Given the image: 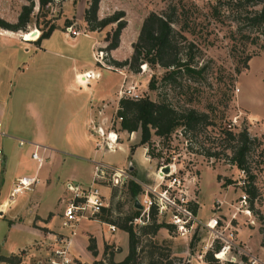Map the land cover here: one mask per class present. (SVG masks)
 <instances>
[{"label":"rangeland","instance_id":"1","mask_svg":"<svg viewBox=\"0 0 264 264\" xmlns=\"http://www.w3.org/2000/svg\"><path fill=\"white\" fill-rule=\"evenodd\" d=\"M102 1L106 14L115 9H124V12L127 13L124 14V18L129 20L128 33L135 29L138 17L143 15L146 10L169 14L172 19L171 25L185 36V39L180 36L177 37L179 44H184L182 50L185 51L189 48L187 42L192 43L190 50L193 53V62L197 67L202 66L203 68L200 73H194L190 76L186 75L184 71H180L176 74L174 81H164L160 79L163 68L158 65L152 67L140 64L138 71L135 72L129 70L126 65L114 67L111 64H106L105 57L110 56L109 51L101 49L100 61L102 63L99 65L106 66L111 70H118L116 73L97 66L95 59L91 58L88 51L85 53L88 59L91 58L92 64L96 66L94 69L97 68L101 72V76L96 81L98 94L103 91V85L113 86V90L116 91L117 84L118 89L121 84H133L140 96H147L150 99H164L177 109L192 107L197 111L204 112L207 116L206 120L209 122L205 125L198 124L194 130L185 132L178 126L165 137L151 134L149 144L143 145L146 150L148 148L149 154L146 150L142 154V148L137 144L139 131L123 132L120 130L119 122H112L117 143L119 142L120 145H117L114 150L96 149L94 140L89 139V142L92 141V149H96L90 151L91 157L101 161H109L112 165L122 167H127L129 164L134 165L135 168L130 169L131 175L142 184L150 185L158 182L159 179L156 176L158 165L162 162L163 164H171L174 166L175 174L183 183V190H185L188 199H191V206L195 208V215L202 222L210 217H216L217 222L213 229L197 224L192 232L180 235L175 226L172 225L167 228H158L152 236L141 235L136 260L139 264H143L146 252L152 249L154 243L159 247V250L169 247L171 254L181 256L189 264H205L202 262L204 251L211 248L215 243H219V249H221L225 243L224 236L232 228L233 239L231 241H234L235 244H231L229 249L224 248L225 252L222 257L217 258L214 252L212 253L213 257L220 264H226L227 261L234 264H253L249 259L252 255L259 259L258 264H264V40L261 34L251 38L253 35L249 31L247 20L243 17L244 8H248L247 5L249 4H241L237 10L239 14H236L235 7L232 5L235 0ZM26 2V0H0V16L8 21H14L20 6ZM107 4H109V9L106 8ZM81 17L82 8L78 0H52L50 4H47V12L44 16L37 12V2L34 0L31 12L32 22L26 26L25 31L18 30L17 32H21L20 36L29 40L28 37L31 34L35 31L39 34L40 29L45 27L44 22L46 20L53 22L57 25L53 35L63 39V44L72 47L73 51L71 52L78 58H82L86 40L89 38L83 33L87 29L85 24L81 26L79 22ZM65 18L71 20L70 24L73 28L83 32L71 36L63 28ZM237 25H240L239 29H236ZM113 26V24L106 25L97 32L98 44H105L103 37ZM65 32L68 37L64 35ZM71 43L73 44L71 45ZM99 48L101 47L95 46L93 53ZM30 51L31 49L28 52ZM130 52L131 42L122 41L115 53L116 58L118 60L127 58ZM28 56L32 57L33 66L24 69V72H30L34 75L38 73V70L33 68L38 55L23 54L24 61ZM54 65V61H47L46 68L52 69ZM48 75L51 79L50 71ZM2 76L5 77V72ZM151 76L156 80L155 87L148 88L147 83ZM91 78L89 79L90 86L95 85V79ZM9 79L11 81L9 80L7 90L14 94L20 85V76H9ZM30 83L32 84V80ZM3 87L4 85L1 84L0 96L3 93ZM10 105L9 120L25 125L28 120L25 117V109L22 106H16L12 101H10ZM112 105L113 103H109V107H107L111 118L114 114ZM231 118H235V123L227 128L225 123ZM226 128L234 133L246 129L250 137L255 136L260 140V147L263 148L259 153V149L252 144L246 153L245 165L253 174L252 180L256 186V194L251 201V206L248 199L249 195L244 188L248 179L247 174L231 160V148L234 141L221 139L223 130ZM0 132V145L3 149V153H0V197L9 199L8 210L17 211L15 219H18L19 216L26 219L32 217L34 213L48 218L51 216L49 210L54 213L55 210L61 211L63 201L67 199V190H65L67 180L81 185L89 183L94 162L85 157L84 159L62 152H57L60 156L59 161L54 159L53 162H50V155H44V150H40L44 161L38 169L41 175L46 169L50 170V184L44 186L45 179L41 178L43 176L35 173L39 183L32 185L20 194H15L11 199L8 196L9 188L13 186L17 177L16 174H33L35 161L29 155L30 144L28 141L30 140L25 135H9V132H6L2 126ZM17 137L24 140L22 145L17 143ZM46 144L49 145V141ZM43 145L46 146L45 142ZM130 145H133L132 152L128 149ZM65 150L73 153L71 150ZM18 156H22V158L19 159ZM143 157L147 159H143ZM1 167L4 169L2 170ZM2 179L3 182H1ZM99 183L98 187L103 195V207L105 209L98 214L99 221L95 223L94 227H99L97 231L102 233L106 240L103 241L102 248L97 249L96 254L93 255L87 248L89 243H94L90 233L85 234L86 243L76 238L77 242L76 240L74 242L75 252L72 250V254L78 256L85 264H90L97 259L107 261L110 258L112 261H117L123 256V251L118 245V235L123 236L122 247L124 248L126 235L118 229L117 223L124 216L134 209H139V215L132 220L135 224L134 229H137L148 219L141 223L140 221L145 218L143 208L134 205L135 197L139 199L141 192H143V187L140 184V191L132 198L128 191L127 182L112 185L104 179ZM242 192L246 195L248 215L240 212L238 208L237 197ZM168 214L169 212L165 216L156 215V220L169 223ZM59 217L55 215L54 225L59 226L64 231H53L46 242L43 240L32 242L31 245L19 249L14 253L19 257L15 264H20L21 260L25 261L26 264H32L33 256H37V254L43 256L48 253L51 248L52 237L61 236L66 232L65 227L60 224ZM32 221H36V216ZM102 221L114 224L117 229L109 232L106 224ZM7 226V219L0 217V248L3 250L16 243L27 245L32 240L33 236L23 226L13 230H7ZM260 229H262L263 235ZM97 231L96 235H98ZM215 231L220 232L222 236H216ZM2 241L4 244L1 245ZM189 241L190 248L188 247ZM11 243L15 244L10 245ZM42 246H44L43 250H41ZM32 247L36 250L39 247L40 249L36 252ZM24 252L26 253L24 254ZM27 252L31 253L28 257ZM32 252H36V255H33ZM0 264L7 263L0 261Z\"/></svg>","mask_w":264,"mask_h":264},{"label":"crops","instance_id":"2","mask_svg":"<svg viewBox=\"0 0 264 264\" xmlns=\"http://www.w3.org/2000/svg\"><path fill=\"white\" fill-rule=\"evenodd\" d=\"M78 1H80L83 12L87 0ZM102 3L103 1L99 0L97 8L98 17H102L104 14H106ZM106 8L109 9V4L106 5ZM120 9L124 11L123 8ZM146 13L147 10L143 13V15L138 17V20L136 21V27L133 29V31H131V33H128L127 31L129 20L125 18L126 23L120 30L118 45L115 48L109 50V55L112 58L117 59L115 53L117 52L118 46L121 45L122 41H134V38L138 32V27ZM124 14L127 13L124 12ZM79 22L81 23V26H84L82 17L79 19ZM56 28H54L48 36L42 38L39 43H35L33 41L34 39L28 40L24 37H21V32H17L18 30L12 31L0 28V85H4L3 93L0 96V129L2 126L6 132H9V135H25L30 140L28 143L37 142L44 144L45 142L46 146L44 148V155H50V162H53L54 159H57V161L60 160V156L57 152L76 155L82 158L85 157L86 159L94 162L100 159L93 158V156L91 157L90 151H94L96 149H92V141L89 142V139L91 138L94 140L96 134L95 132L90 131V126L95 124L101 126L104 129L109 126V109L107 107H109V103H113V109L117 107V100L119 98L117 96L118 84L115 89L116 91L113 90V86L109 87V85H103V91L99 94L96 91V81H98L97 79H99L101 76V72L97 68L94 69L96 66L92 64L91 58H93V48L95 46L102 47L104 45L98 44V31L86 30V32H83L85 36L87 35L86 37H88L89 40H86V46L84 48L85 51L82 54V58H78L74 53L71 52L73 51L72 47L66 46L63 44V39L57 35H53V33L56 31ZM64 35H66V32ZM72 44L73 43H71V45ZM30 49L31 51L28 52ZM86 51H88V54H90V59H88L87 55H85ZM27 53H31V55H38V59L35 61V66L33 67L35 70H38V73L34 75L30 72H24V69H28L33 66L32 57L30 58L28 56L26 61H24L23 54ZM76 53L79 54V52ZM50 60L55 62V65L52 69L46 68V63ZM98 66L118 73V70H111L108 67L102 65ZM49 71L52 75L51 79L48 77ZM85 71H90L93 73V78L91 79H95V85L90 86L89 80L86 84H79L77 82L76 75L81 76V73ZM4 72L5 77L2 76ZM15 75L20 76L21 82L20 85H18L19 87L15 93L11 94V92L7 90V87L9 86V80L11 81L9 76ZM7 76L8 79H6ZM30 80H32V84L30 83ZM10 101L16 104V106L19 105L25 109V117L28 119L25 125H22L21 122L16 123L9 120L8 117L10 116L11 106ZM120 130L127 132L121 128ZM19 140H22L21 137H17V141ZM48 141L49 145L46 144ZM118 143L117 145H119ZM140 146L142 148L143 154L145 147L143 145ZM0 149L3 153L1 145ZM65 149L71 150L73 153H70V151ZM31 150L32 146L30 144L28 151L30 152ZM101 153L102 152L100 151V154ZM80 154L86 155L81 156ZM18 158L20 159L22 156H18ZM143 159L147 158L143 157ZM106 163L111 164L109 161ZM132 168H135V166L132 165ZM1 169L3 170L4 167H1ZM49 171L50 170L46 169L43 175H41L39 169H36L35 165L32 173L43 176L41 178L45 179L44 186H47L50 184ZM16 176L19 175L16 174ZM1 182H3V179ZM38 183L39 182H37V184ZM68 196L69 192L67 191L66 198ZM8 204L9 199L7 197H0V217L7 219V230H13L23 226L24 229L33 237L27 245L11 243L10 245H15L6 250L0 248L1 254H14L19 249L31 245L32 242L42 240L46 242L53 231H64L59 226H55L53 221L55 215L59 217V210H55V213L49 210L48 212L51 214V216L48 218H46V216L44 217L34 213L32 217L26 219H24L22 216H19L18 219H15L14 217L16 216L17 211L11 212V209L8 210ZM34 216H36V221H32ZM95 223L96 221L83 219L77 224L75 235L70 240L71 252L72 250L75 252L74 242L75 240L77 242L76 238H79L86 243V233H90V235L93 237L96 251L97 249L102 248L103 241L106 239H104L102 233L97 231L99 227H94ZM102 223L105 222L102 221ZM120 230L126 235L125 231L122 229ZM96 231L98 235H96ZM122 239L123 236L118 235V245L123 251L122 255H124L127 249V235L125 248L122 247ZM2 244H4L3 241L1 242V245ZM43 248L44 246L41 247V250H43ZM32 249L38 252L40 247L38 250H36L34 247H32ZM36 252H32L33 255H36Z\"/></svg>","mask_w":264,"mask_h":264},{"label":"trees","instance_id":"3","mask_svg":"<svg viewBox=\"0 0 264 264\" xmlns=\"http://www.w3.org/2000/svg\"><path fill=\"white\" fill-rule=\"evenodd\" d=\"M20 6V10L16 15L14 21H8L0 16V28L12 31L26 30V26L32 22L31 12L34 0H26ZM37 12L44 16L47 12V4L52 0H36ZM99 0H87L82 12V19L87 30H101L106 25H114L112 29L104 35L105 44L99 48L105 51L115 48L118 45V37L121 28L125 25L124 11L122 9H115L111 13L102 17H98L97 8ZM247 3L248 8H244L243 17L247 20L249 31H251V38L258 37L259 34L263 36L264 40V0H235L232 4L235 7L236 14L241 4ZM259 6V7H255ZM241 17V18H243ZM243 18V19H244ZM63 25L66 26L71 23V20L65 18ZM45 27L31 34L28 38L34 39L35 43L48 36L49 33L56 28L53 22H44ZM172 19L169 14L155 11H147L141 20L138 27V32L134 41L131 42V52L127 58L122 60L114 59L111 56L105 57L106 64H111L114 67L126 65L129 70L138 71V65L146 64L149 66L158 65L163 68V73L160 79L164 81H174L176 74L180 71L188 76L194 73H200L202 66H196L193 62V53L190 50L192 43L187 42V49L184 51L180 45L178 36L185 39V36L180 34L172 25ZM63 26V27H64ZM240 25L236 26L239 29ZM256 31V33H254ZM38 34V36H37ZM37 36V37H36ZM98 66L99 62L95 61ZM155 78L151 76L148 79L147 87H155ZM116 114L121 117L119 127L121 129L130 131H139L137 140L138 145L149 144L151 134L159 137L167 136L173 129L180 126L182 130L192 131L198 124H208L207 116L204 112L195 110L192 107L177 109L164 99H150L147 96H140L136 99L120 96L117 100ZM221 139H231L234 144L231 148V160L235 165L247 174V182L244 186L245 191L249 195V203L256 194V186L253 183V174L250 172L246 162V153L250 145H254L259 149V153L263 149L260 147V140L255 136H249L246 129H241L236 133L228 130H223V137ZM260 147V148H259ZM133 145L129 146L132 151ZM146 152L149 154L147 148ZM132 170V169H131ZM130 170V171H131ZM129 194L132 198L140 191V185L133 179L127 181ZM105 209L102 207L101 210ZM195 212V208H193ZM139 215V209H134L129 214L124 216L117 223V227L126 232L127 235V250L123 257L117 261H112L108 258L107 261L97 259L90 264H139L136 260L138 255L137 247L139 245L140 236H152L160 227H171L172 224L156 220V208L150 205L148 209V219L146 222L134 229L135 224L132 220ZM260 232L263 235L262 229ZM190 248V241L188 242ZM87 248L93 255L96 254L94 243L91 242ZM156 244L153 243L152 249L145 254L143 264H189L188 261L181 258V256L171 254L169 247L159 250ZM219 243L213 244L209 249H206L202 255V260L205 264H220L218 260L213 257L212 253H218ZM19 257L16 254H1L0 261L7 264H15ZM226 264H234L227 261Z\"/></svg>","mask_w":264,"mask_h":264},{"label":"built area","instance_id":"4","mask_svg":"<svg viewBox=\"0 0 264 264\" xmlns=\"http://www.w3.org/2000/svg\"><path fill=\"white\" fill-rule=\"evenodd\" d=\"M63 28L71 36H75L78 33L83 32L79 29L73 28L71 24H68ZM100 57H102V55L101 50L99 49L93 53V58L95 61L102 63L100 61ZM81 74L82 78H78V75H76V80L79 84H86L93 76V73L90 71H85ZM117 95L118 97L123 96L131 99L140 97V94L135 89L133 84H121L117 91ZM113 111V117H109V126L107 128L104 129L95 124L90 126V131H93L96 134L94 139V146L96 149L114 150L117 147L116 133L112 128V122L114 121L118 123L121 117L116 114V108ZM234 123L235 118H231V120L227 121L225 125L228 128ZM23 143V140L18 141L19 145ZM29 143L32 146L30 157L35 161V165L40 166L44 161V157L42 156L43 154H41L40 150H44L45 146L37 142ZM166 165L168 166V171L163 172L162 168ZM131 168V164L127 167H122L98 160L93 163L91 178L87 185L66 181L65 188L69 192V196L63 201V206L60 211V224L62 227H65L66 232L61 234V236H53L51 248L48 253L43 256H40V254L33 256L34 260L32 261V264H85L78 256L72 254L70 250V240L75 235L77 224L81 220L99 221L98 214L104 206V202L103 195L100 192L98 185L100 184L99 182L104 179L108 180L112 185H119L127 182L129 179H133L140 184L141 187H143V192H141L140 198L138 199L135 197L134 199V202L137 200L140 207L143 208L145 218L140 221L141 223L148 218L149 206L154 205L156 208V215L165 216V214L169 212L167 215V217H169L168 222L175 226L176 231L180 235H186L189 232H192L197 224H202L213 229L217 222L216 217H210L206 221L202 222L195 215L191 206V199H188L185 190H183V183L178 175L175 174L174 166L169 163H160L156 171V176L159 180L155 184L150 185L142 184L139 180L134 178L130 172ZM37 182L38 177L35 173L19 175L15 178L8 196L12 198L15 194L22 193L24 190L29 189ZM245 196L246 195L243 192L238 195V208L240 212L248 215L249 209L246 206ZM105 224L109 232H113L116 228L112 223ZM215 235L222 236L221 233L217 231H215ZM232 239L233 229L230 228L226 236H224L225 243L221 248L229 249L230 245L234 243V241H231ZM25 253L26 252H24V254ZM26 255L28 257L31 253L27 252ZM249 259L253 264H258L259 262V259L252 255ZM23 263H25V261L21 260L20 264Z\"/></svg>","mask_w":264,"mask_h":264},{"label":"bare ground","instance_id":"5","mask_svg":"<svg viewBox=\"0 0 264 264\" xmlns=\"http://www.w3.org/2000/svg\"><path fill=\"white\" fill-rule=\"evenodd\" d=\"M78 78H82V75L79 76ZM39 167H40V166H37V165H36V169H38ZM224 252H225V250H224V248H222V250H221L219 253H216L215 255H216L217 257H222L223 254H224Z\"/></svg>","mask_w":264,"mask_h":264},{"label":"water","instance_id":"6","mask_svg":"<svg viewBox=\"0 0 264 264\" xmlns=\"http://www.w3.org/2000/svg\"><path fill=\"white\" fill-rule=\"evenodd\" d=\"M162 171L163 172H167L168 171V166L167 165L163 166ZM134 205L140 207V204L138 203L137 200H135Z\"/></svg>","mask_w":264,"mask_h":264}]
</instances>
